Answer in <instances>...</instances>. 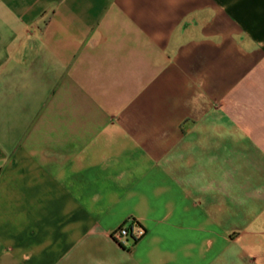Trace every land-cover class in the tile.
<instances>
[{"label":"crops","instance_id":"0c3cea01","mask_svg":"<svg viewBox=\"0 0 264 264\" xmlns=\"http://www.w3.org/2000/svg\"><path fill=\"white\" fill-rule=\"evenodd\" d=\"M0 264H264V0H0Z\"/></svg>","mask_w":264,"mask_h":264},{"label":"built area","instance_id":"2783aa9c","mask_svg":"<svg viewBox=\"0 0 264 264\" xmlns=\"http://www.w3.org/2000/svg\"><path fill=\"white\" fill-rule=\"evenodd\" d=\"M142 233L143 228L139 224H136L134 229H131L126 222L121 223L112 232L113 237L120 243L133 242Z\"/></svg>","mask_w":264,"mask_h":264}]
</instances>
